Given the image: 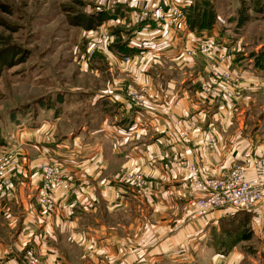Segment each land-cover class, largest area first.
Masks as SVG:
<instances>
[{"label":"crops","instance_id":"0c3cea01","mask_svg":"<svg viewBox=\"0 0 264 264\" xmlns=\"http://www.w3.org/2000/svg\"><path fill=\"white\" fill-rule=\"evenodd\" d=\"M130 9L125 20L140 12ZM116 25L111 32L114 26L118 30ZM214 31L190 32L182 25L174 38L157 31L154 41L144 45L150 46L147 52L156 49L165 61L175 62L179 37L192 46L200 37L213 38ZM182 95L176 96L171 111L163 106L133 111L119 99L124 110L99 111L97 121L59 139L53 135L58 111H46L39 123L13 124L15 130L5 131L0 154L17 156L18 166L9 168L11 187L0 181V214L16 235L0 236V264H24L29 249L42 264H240L245 254L236 245L227 247L226 234L219 230L228 214L215 210L203 218L192 216L191 169L221 177L245 156L259 154L263 145L247 135L245 127L231 124L225 111L201 110L199 98L185 106ZM117 98L113 93L103 97L111 106ZM188 119L203 121L189 130ZM180 130L188 132L185 140L178 137ZM208 132L215 140L209 148ZM48 163L60 165L69 183L68 190L54 192L51 211L37 203L38 168ZM165 164L170 169L164 170ZM123 166L144 174L143 191L112 182ZM76 186L79 192L70 193ZM101 213L109 216L108 223L100 219ZM70 249L78 250L77 263L69 260Z\"/></svg>","mask_w":264,"mask_h":264},{"label":"rangeland","instance_id":"374dc122","mask_svg":"<svg viewBox=\"0 0 264 264\" xmlns=\"http://www.w3.org/2000/svg\"><path fill=\"white\" fill-rule=\"evenodd\" d=\"M176 1L179 2L178 0H0L2 136L5 131L10 132L9 129L15 130L9 121V116L12 114L19 117L18 121L25 125H28L26 123L28 119L30 124L39 123L48 110L41 108L38 103L43 102L45 107V102L49 100L54 104L51 111H58L59 114L60 121L53 133L54 137L59 139L69 131L74 132L78 127L85 126V123L89 125L95 122L94 120L97 121L99 111H118L120 107L124 110L125 104H122L124 101L128 105L127 108L133 111L156 109L162 106L165 111H171L170 107L176 104V96L183 94L181 98L185 106L189 107L192 105L190 100L199 98L198 101L195 100L199 103L198 108L218 113L225 111L231 124L245 127L246 134L263 145L259 148V154L247 155L242 160L248 156H264V59L262 62H257L258 55L264 50V0H201L203 6H207L214 16L213 28L210 29L211 31L215 29L213 37L224 47L217 45L210 53H204L196 46L197 44L186 46L185 41L179 37L175 43L176 51L180 50L178 60L170 62L171 60L165 61L162 55L155 53L156 49L151 53L147 52L146 48L149 45L145 47L144 44L154 41L153 35L157 31L170 32L171 38H174L173 33L178 27L170 29L163 25L159 29L149 27L147 34L140 32L142 29L144 32L146 28L143 26L146 23H153L151 21L153 14L159 18L160 11L157 9L166 10L167 5ZM242 5L246 7L261 5V7L256 12L248 9L251 20L245 24L242 33L230 37L227 34L233 27L232 19L237 17ZM107 6L121 12L118 16L124 19L125 23H120L118 18L112 19L111 23L117 22L118 30L114 26L113 32L108 34L109 42L107 40L106 49L103 48L93 54L86 53V49L93 42V36L90 34L91 29L86 30L77 24L79 22L77 18L96 13L94 11L98 8L102 11L106 10ZM129 9L140 12L132 19L125 20V16L130 14ZM141 20L143 21L140 22ZM136 25L139 28L131 33L130 29ZM182 25L186 27L185 15ZM132 34H135V39L140 40V44L136 46L138 48L132 49H141L146 54L122 64L120 57L124 56L112 54L109 47L120 40L124 42L125 39H130L126 41L134 42L131 40ZM231 63L233 68L228 67ZM234 68L236 70H233ZM232 71L237 73L233 75ZM108 93L118 97L113 101V106L103 99ZM58 96H62L64 101L55 104ZM119 99L123 102L121 103ZM25 111H29L26 116ZM92 114L94 118H90ZM200 120L188 119L186 123L189 130H195L197 122L201 124L203 121ZM187 136V131H178L180 140H185ZM209 145L210 143L205 140V146L209 148ZM9 161L4 171L0 172L2 182L1 178L11 182L12 171L9 172V168L12 170L18 166L17 156L10 155ZM194 168L197 167L193 166L192 169ZM163 169L168 170L170 167L165 164ZM38 170L40 184L38 191H40L44 182V173L42 168ZM200 171L205 175L201 168ZM58 172L66 178L62 168L58 167ZM116 174L112 182L122 188L127 187L126 190L140 192L147 187L146 178L140 170L123 166ZM138 178L142 179L141 186H138ZM74 191L79 192L78 186L70 193L76 194ZM192 205L193 216L194 201ZM261 212L263 214L261 219H258L259 216L254 219L252 217V220L246 221L242 228V233H245L248 239L234 244L245 254L240 264H264V206ZM238 213L242 212L235 214ZM100 217L107 223L110 220L106 213H101ZM3 218L0 214V236L8 238L16 235L15 231L6 228ZM115 219L122 217L117 216ZM69 253L72 258L69 260L77 263L78 250L70 249Z\"/></svg>","mask_w":264,"mask_h":264},{"label":"built area","instance_id":"2783aa9c","mask_svg":"<svg viewBox=\"0 0 264 264\" xmlns=\"http://www.w3.org/2000/svg\"><path fill=\"white\" fill-rule=\"evenodd\" d=\"M174 4L167 5L166 10L157 9L160 11L159 18L156 15H152V24L146 23L140 33L147 34L148 29H159L160 26H166L170 29L180 27L184 19L183 10L187 9L191 4L190 0H178ZM98 8V7H97ZM106 10L113 13L111 7L107 6ZM111 9V10H110ZM156 10V11H157ZM100 9L95 10L98 12ZM112 20L104 22L96 29L91 30L90 34L93 36V42L89 48L86 49V53L93 54L99 50H104L108 46L107 40L108 34L111 32L110 28L116 23H111ZM117 21V20H115ZM141 20L140 22H142ZM112 33V32H111ZM139 33V34H140ZM129 42V48H138L140 43L139 39H135V34ZM218 44L215 38L200 37L197 42V47L204 53H210L214 50ZM146 53H141L130 56L120 57L121 63H125L131 59L138 58V56H144ZM253 77V76H252ZM206 140L210 143L209 146L215 141L211 133L207 134ZM10 153L0 154V172L4 171V167L10 163ZM60 165L56 163H48L42 166L44 173L43 186L41 187L37 203L39 206L47 211H50L53 207L54 192L58 190H68L69 183L61 173L58 172ZM192 170V177L189 181L190 192L195 196L194 198V214L193 216L204 217L209 215L215 210H224L227 214H235L237 212H252L262 218L261 212L264 206V156H248L241 163L234 164L230 171L221 177L203 175L199 168ZM3 179L5 184H9L8 179ZM138 186L143 184L142 179L138 178ZM76 193V191H74ZM24 264H42L39 258L29 249L24 252L23 256Z\"/></svg>","mask_w":264,"mask_h":264},{"label":"trees","instance_id":"16d2710c","mask_svg":"<svg viewBox=\"0 0 264 264\" xmlns=\"http://www.w3.org/2000/svg\"><path fill=\"white\" fill-rule=\"evenodd\" d=\"M259 5V4H258ZM246 7L245 5H242L239 11L237 12V17L233 18V27L230 29V32H228V36H236L242 33L243 28L247 22L251 20V17L249 16V13L247 12L248 9H252L254 12L259 11L260 7ZM119 11H114L113 13H110L108 11H98L96 13H91L89 15H81L77 19H79V22L77 23L79 26H82L86 30H94L98 26L102 25L104 22L107 20H112L117 18L119 15ZM184 15H185V24L187 29L190 32H199L202 30H210L213 28V22H214V16L210 12L207 6H203L201 3V0H193L189 7L184 10ZM137 27L136 29H138ZM226 32V31H223ZM135 33V32H134ZM222 35V34H221ZM130 39H125V41H117V44L109 47V51L117 56H130V55H135L138 53H141V49H132L128 47V41ZM261 56V57H260ZM259 59V60H258ZM257 62L264 59V50L260 52V55H258ZM257 65V64H256ZM63 97L58 96L57 99H55V104L59 102H63ZM41 108H44L45 110H50L52 109V103L51 100L48 102H45V107L44 103H38ZM56 110V109H55ZM21 113L23 111H20ZM29 111H25L24 115L26 116V113ZM9 121L12 124H20L19 117H16V115L12 114L9 116ZM15 118V119H14ZM15 121V122H14ZM28 125L30 124L29 119L26 122ZM0 144H5L4 138L1 134L0 131ZM253 217V218H252ZM257 217L255 213H250V212H242L238 214H231L227 215V217H224V219L220 220L219 224V230L220 232H224L226 234L228 244L227 247L234 246L237 241H243L247 240L248 237L245 236V233H242V228L245 226L246 221H250ZM252 218V219H251Z\"/></svg>","mask_w":264,"mask_h":264},{"label":"bare ground","instance_id":"6f19581e","mask_svg":"<svg viewBox=\"0 0 264 264\" xmlns=\"http://www.w3.org/2000/svg\"><path fill=\"white\" fill-rule=\"evenodd\" d=\"M198 40L195 42V44H197Z\"/></svg>","mask_w":264,"mask_h":264}]
</instances>
